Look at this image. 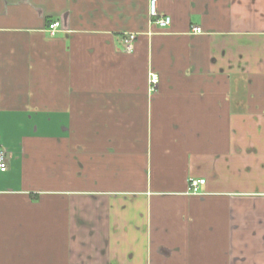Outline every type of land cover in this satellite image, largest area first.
Here are the masks:
<instances>
[{"label": "crops", "instance_id": "obj_1", "mask_svg": "<svg viewBox=\"0 0 264 264\" xmlns=\"http://www.w3.org/2000/svg\"><path fill=\"white\" fill-rule=\"evenodd\" d=\"M158 11L0 0V264H264V0Z\"/></svg>", "mask_w": 264, "mask_h": 264}, {"label": "built area", "instance_id": "obj_2", "mask_svg": "<svg viewBox=\"0 0 264 264\" xmlns=\"http://www.w3.org/2000/svg\"><path fill=\"white\" fill-rule=\"evenodd\" d=\"M148 16L151 22L155 24L159 29H165L171 24V18L169 16H161L158 11V0H148ZM60 27V22H51L47 30L50 35H53L55 30ZM196 33H200L199 28H194ZM136 38L135 34H126L123 39V45L127 51L131 50L132 44ZM158 83V78L156 75H152L150 78V84L152 88H155ZM7 154L3 147L0 145V172H5L7 170ZM205 184L204 180H191L189 182V192L191 194H198L200 192V187Z\"/></svg>", "mask_w": 264, "mask_h": 264}, {"label": "rangeland", "instance_id": "obj_3", "mask_svg": "<svg viewBox=\"0 0 264 264\" xmlns=\"http://www.w3.org/2000/svg\"><path fill=\"white\" fill-rule=\"evenodd\" d=\"M125 37V36H124Z\"/></svg>", "mask_w": 264, "mask_h": 264}]
</instances>
